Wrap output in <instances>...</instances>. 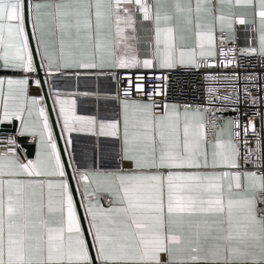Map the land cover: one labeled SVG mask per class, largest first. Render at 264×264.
Returning a JSON list of instances; mask_svg holds the SVG:
<instances>
[{"label":"snow or ice","instance_id":"1","mask_svg":"<svg viewBox=\"0 0 264 264\" xmlns=\"http://www.w3.org/2000/svg\"><path fill=\"white\" fill-rule=\"evenodd\" d=\"M0 264H264V0H0Z\"/></svg>","mask_w":264,"mask_h":264}]
</instances>
